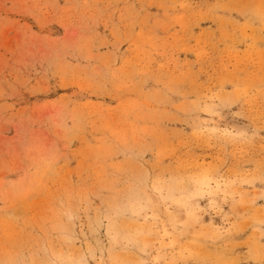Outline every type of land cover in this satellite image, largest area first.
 <instances>
[{"label": "rangeland", "instance_id": "1", "mask_svg": "<svg viewBox=\"0 0 264 264\" xmlns=\"http://www.w3.org/2000/svg\"><path fill=\"white\" fill-rule=\"evenodd\" d=\"M0 264H264V0H0Z\"/></svg>", "mask_w": 264, "mask_h": 264}]
</instances>
